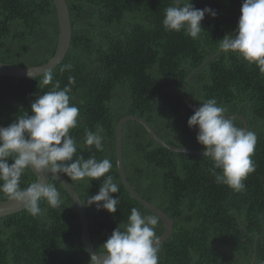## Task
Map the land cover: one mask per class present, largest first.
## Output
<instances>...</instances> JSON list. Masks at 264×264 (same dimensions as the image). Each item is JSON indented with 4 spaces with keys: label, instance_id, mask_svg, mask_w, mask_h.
I'll return each mask as SVG.
<instances>
[{
    "label": "trees",
    "instance_id": "trees-1",
    "mask_svg": "<svg viewBox=\"0 0 264 264\" xmlns=\"http://www.w3.org/2000/svg\"><path fill=\"white\" fill-rule=\"evenodd\" d=\"M65 2L71 44L63 61L50 71L53 84L58 82L63 89L70 76L75 78L70 103L82 117L70 133L77 142L76 156L109 159L113 167L106 175H112L119 186L113 214L86 203L98 194L103 178L71 181L65 176L84 207L95 251L103 253L114 229L123 230L132 208L154 216L128 194L119 178L118 122L139 117L167 145L203 151L197 129L188 126L194 111L184 102L181 88L189 74L208 61L188 82L185 98L194 109L214 98L226 109V116H242L247 130L255 132V172L244 181L245 189L234 192L217 184L208 158L170 152L133 121L122 127L124 173L141 198L173 220L169 238L160 244L159 264H264V72L219 46L225 35L235 34L243 0H191L194 8L217 13L214 18L205 16L196 39L185 31L164 28L165 9L175 6V0ZM57 42L52 0H0L1 63L38 67L53 56ZM51 87L42 85V75L0 76V125L7 127L18 117L31 115V103ZM233 122L243 128L241 121ZM97 126L104 129L102 152L84 143L85 130L95 131ZM33 182V173L25 170L21 187ZM49 184L60 193V208L41 201L37 217L24 209L0 219V264L89 263L72 201L59 183L50 180ZM3 200L7 198L0 193ZM155 232L158 238L164 233L159 219Z\"/></svg>",
    "mask_w": 264,
    "mask_h": 264
},
{
    "label": "clouds",
    "instance_id": "clouds-1",
    "mask_svg": "<svg viewBox=\"0 0 264 264\" xmlns=\"http://www.w3.org/2000/svg\"><path fill=\"white\" fill-rule=\"evenodd\" d=\"M206 15L214 18L217 13L210 8L196 9L191 0H175V6L165 9L163 26L170 32L185 31L196 39L203 31L201 23ZM219 46L223 52L237 54L264 72V0H243L235 34L225 35ZM65 68L71 69V65ZM74 83L75 78L70 76L69 85L61 89L58 82L53 84V74L44 72L42 85L52 87L31 103L32 114L0 127V193L33 217L41 214V201L52 208H60L62 201L57 188L45 180L21 187V177L27 169L57 177L63 174L71 181L103 178L98 194L87 200V206L95 205L98 211L113 214L117 211L119 199L113 197L119 186L112 175H106L113 167L111 161H98L95 155L87 159L76 156L77 142L70 133L82 117L79 108L70 103ZM225 113L216 99H208L200 103L187 123L190 129H197V142L203 147V157L212 162L209 171L215 182L241 192L248 175L255 172L252 156L257 136L254 131L237 127ZM103 131L99 126L95 131L86 129L84 143L102 152ZM157 224L156 216H143L132 208L123 230L118 226L103 244L102 264H159Z\"/></svg>",
    "mask_w": 264,
    "mask_h": 264
},
{
    "label": "water",
    "instance_id": "water-1",
    "mask_svg": "<svg viewBox=\"0 0 264 264\" xmlns=\"http://www.w3.org/2000/svg\"><path fill=\"white\" fill-rule=\"evenodd\" d=\"M52 1L55 6L57 18H58V42H57V47H56V50L53 56L46 63L38 67H19V66L0 62V76L1 77L28 79V78L41 76L44 72L53 70L56 66H58L63 61V59L65 58L70 48L72 25L70 22L69 10H68L65 0H52ZM215 57L216 55L212 56L210 60L214 59ZM207 63L208 61L204 62L197 69H195L191 74H189V76L186 78L181 88V94H182L184 102L193 111H195V109L189 104V102L185 98V88L188 82L193 77V75ZM228 117L233 118V120L241 121V123L243 124V128L247 129L248 127L247 121L242 116L234 115V116H228ZM129 121H133V122H136L142 125L152 140H154L158 145H160L161 147H163L164 149L170 152L177 153V154L203 156V151L181 149V148H175L170 145H167L154 134V132L151 130V128L145 121H143L141 118L136 117V116L124 117L118 122L116 126L115 162H116V167H117L119 178L125 190L128 192V194L135 201H137L140 205L146 208L149 212H151L154 216H156L163 223L164 233L159 237L160 244H162L169 238L171 234L173 220L170 219L160 209H158L157 207H155L154 205H152L145 199L141 198L139 194H137L131 188L129 182L126 179L125 173H124L123 164H122V154H121V134H122L123 125ZM0 127H5V126L0 125ZM31 172L33 173L35 177V182H37L38 180H45L47 183H49L50 180H54L57 183H59L60 186L64 189V191L66 192V194L69 196L70 200L72 201L73 206L75 207L77 215H78V222H79V227H80V238L83 243L84 249L87 253V256L89 258L88 264H94V262L95 264H102V254L103 253H97L95 249L93 248V245L91 243L90 234H89V227H88V220L86 217V213L81 203V200L79 196L77 195V192L75 191L72 184L67 180L65 176H63V174L57 177L55 174H50V173L37 174L32 170ZM23 210L24 209L18 207L15 204V202L9 201L8 199L0 201V219L8 217V216H12ZM95 253L96 255L93 257ZM92 257H93L94 262L92 261Z\"/></svg>",
    "mask_w": 264,
    "mask_h": 264
}]
</instances>
